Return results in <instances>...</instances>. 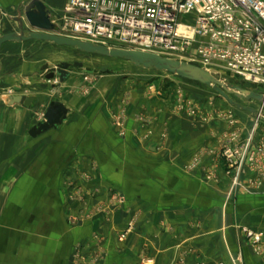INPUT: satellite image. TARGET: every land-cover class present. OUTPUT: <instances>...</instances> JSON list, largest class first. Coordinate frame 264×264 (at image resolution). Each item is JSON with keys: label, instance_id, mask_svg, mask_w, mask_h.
<instances>
[{"label": "crops", "instance_id": "obj_1", "mask_svg": "<svg viewBox=\"0 0 264 264\" xmlns=\"http://www.w3.org/2000/svg\"><path fill=\"white\" fill-rule=\"evenodd\" d=\"M29 1L0 0V37L19 32L16 19ZM44 3L59 26L68 0ZM34 42L6 43L0 56V264H74L76 241L80 236L91 240L95 230L104 239L103 264H235L240 253L246 264H264V255L255 256L239 230L256 229L264 237V177L248 166L237 171L224 167L216 158L214 151L219 153L228 131L225 120L216 112L193 119L187 111H177L168 96L133 89L126 135L119 136L110 127L109 113L92 120L90 103L70 92L77 85L70 82L72 72L60 83L70 92L64 99L48 100L46 94L41 98L21 90L22 83L35 77L27 73L28 58L43 54L38 49L35 54L25 52L31 47L24 46ZM16 96L36 100L30 108L11 104L10 98ZM54 101L69 110L66 121L32 138L30 131L39 125L35 113L43 104L47 111ZM82 112L80 137L75 132L80 121L70 117ZM138 115L150 121L149 127L139 125ZM252 122L245 121L244 138L250 135ZM262 129L264 137V123ZM77 150L88 161L85 169L90 170V161L95 160L97 175L122 188L128 206L136 209L135 232L125 242L116 238V230L125 223L123 211L106 225L104 221L81 229L69 225L72 209L64 199L59 171L61 161L71 160ZM195 159H201V165L191 168Z\"/></svg>", "mask_w": 264, "mask_h": 264}, {"label": "rangeland", "instance_id": "obj_2", "mask_svg": "<svg viewBox=\"0 0 264 264\" xmlns=\"http://www.w3.org/2000/svg\"><path fill=\"white\" fill-rule=\"evenodd\" d=\"M1 19L2 17L0 16ZM27 30L31 31L30 28H27ZM57 35L74 38L59 29L57 30ZM30 45L24 46L31 47L25 50L27 54H32L30 52L32 50L34 54L37 53L35 52L36 49H38L37 51L42 50L43 54L39 58H28L27 73L33 74L35 77L22 83V91L37 94L41 98L46 94L48 97L44 96V98L48 100L64 99L67 93H76L83 101L84 99L88 101L94 109V113L91 115L92 120H99L103 114L109 113L110 127L119 136L126 135V123L130 117L129 95L133 89H140L146 94H155L158 98L164 99L168 96L169 101L176 105L177 111H187L188 115L193 119H202L203 117L206 119L216 112L219 115V119L225 120L228 126V131L222 138L219 153L214 151L221 165L236 171L248 166L260 178L264 177V137L262 129L264 122L257 119V117H253L252 114L230 105L221 98V101L218 100V94L212 88L168 73L136 68L131 63L123 60L85 56L74 48L59 47L55 44L43 42H34ZM105 47L124 49L120 47ZM188 52L192 53L194 57L177 56L167 58L205 68L213 73L220 74L228 82L238 86H242L244 83L245 89L264 94L263 84H255L239 79L219 65L205 67L196 58L194 51L189 50ZM42 58L43 60L41 61ZM62 63H81L83 65L82 68L71 69L73 76L70 78V82L74 80L77 85L70 92L62 90L63 86L60 84L58 77L49 81L46 78V73L44 75L40 74L44 65L48 64L51 68H55ZM107 81L108 83L106 84ZM110 81L114 82V85L109 83ZM110 88V94L109 92L105 93ZM200 101L202 102L200 103ZM234 101L243 107H253L259 112L263 108L262 104L257 101L246 102L236 98ZM202 103V107L196 106ZM46 106V104H43L42 108H39L37 113H35V123L41 124L46 121ZM212 109L213 112L211 111ZM74 116H77L80 121V128L76 127L75 132L77 131V135L79 134L81 137L83 133L82 122L85 119V115L83 112L79 115L72 114L70 119ZM135 120L139 125L149 127L150 121L143 115H138ZM246 120L253 121L248 129L250 132L248 138L243 136ZM251 145H253L254 150L250 149ZM230 146L237 152L233 161L228 160L225 155L226 148ZM72 155L70 157L72 158L71 160L61 161L59 171V184L61 189H63L64 199L68 200L72 209V213L67 218L69 225L72 229H81L90 223L94 225L98 221L99 223L104 221L103 224L106 225L107 222L114 220L117 213L123 211L125 223L123 228L116 230V238L120 243L125 242L127 236L135 232L138 214L136 209L133 210L128 206V199L122 188L109 184L104 181L102 176L97 175V162L95 160L90 161L91 169L86 170L84 165L88 161L84 160L82 153L77 150ZM208 155L211 158V153ZM211 161L215 162L216 159L212 158ZM201 162V159H195L189 164L191 168H197V166L201 165ZM212 178L214 179V176ZM257 183L258 187L262 186V179ZM239 230L244 236L246 247L251 248L255 256L263 259V233L248 227H240ZM92 234L91 240L88 238L82 240L83 237L80 236L81 240L76 241L75 255L73 257L74 264H103L104 254L101 248L104 240L102 239L103 235L99 234L97 230L92 231ZM234 262L235 264H246L244 255L241 253L237 255Z\"/></svg>", "mask_w": 264, "mask_h": 264}, {"label": "built area", "instance_id": "obj_3", "mask_svg": "<svg viewBox=\"0 0 264 264\" xmlns=\"http://www.w3.org/2000/svg\"><path fill=\"white\" fill-rule=\"evenodd\" d=\"M57 27L75 39L164 57L194 51L205 67L264 83V0H68ZM225 155L233 161L237 152L230 146Z\"/></svg>", "mask_w": 264, "mask_h": 264}, {"label": "water", "instance_id": "obj_4", "mask_svg": "<svg viewBox=\"0 0 264 264\" xmlns=\"http://www.w3.org/2000/svg\"><path fill=\"white\" fill-rule=\"evenodd\" d=\"M19 32L10 33L0 37V56L2 47L6 43H25V42H43L55 44L59 47L77 49L85 56H99L108 59L123 60L131 63L136 68L164 72L186 80L202 84L212 88L222 99L238 109L252 114L257 119L264 122V94L249 91L242 86L235 85L226 81L220 74L213 73L205 68H201L184 61L170 59L159 54L144 52L139 50H128L119 48H109L103 45L95 44L75 38L63 37L57 35L58 27L52 22L50 13L44 3V0H31L21 10L19 17L16 19ZM30 28L32 31L27 30ZM81 63H62L55 68L48 64L44 65L41 73H46L47 80L59 78L64 83L71 75L72 68H82ZM1 69V66H0ZM31 77V76H28ZM2 82L0 81V87ZM244 100L246 102L257 101L262 104L261 112L253 107H243L233 99ZM36 98L26 96H16L10 98L11 104H19L30 108ZM69 110L61 102H53L45 114V122L32 128L29 135L37 138L42 133L57 129L63 124Z\"/></svg>", "mask_w": 264, "mask_h": 264}, {"label": "bare ground", "instance_id": "obj_5", "mask_svg": "<svg viewBox=\"0 0 264 264\" xmlns=\"http://www.w3.org/2000/svg\"><path fill=\"white\" fill-rule=\"evenodd\" d=\"M187 31V30H186ZM189 33V31H187Z\"/></svg>", "mask_w": 264, "mask_h": 264}]
</instances>
